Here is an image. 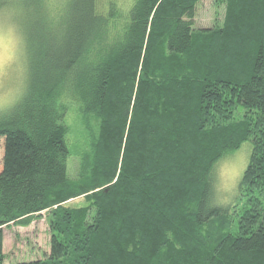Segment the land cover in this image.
<instances>
[{"label": "trees", "instance_id": "1", "mask_svg": "<svg viewBox=\"0 0 264 264\" xmlns=\"http://www.w3.org/2000/svg\"><path fill=\"white\" fill-rule=\"evenodd\" d=\"M34 1L25 90L0 113V264L4 228L43 213L49 255L8 264H264V0H215L224 21L204 29L201 0L111 2L105 13L97 0L58 13ZM246 141L234 229L212 204L213 173Z\"/></svg>", "mask_w": 264, "mask_h": 264}, {"label": "rangeland", "instance_id": "2", "mask_svg": "<svg viewBox=\"0 0 264 264\" xmlns=\"http://www.w3.org/2000/svg\"><path fill=\"white\" fill-rule=\"evenodd\" d=\"M20 1V0H17ZM22 0V8H5L0 10V113L15 104L22 96L27 78V62L22 25H25L24 13L34 0ZM71 0H45L52 11L61 9ZM133 0H97L98 9L106 12L111 2L117 3L120 9H126ZM35 6V5H34ZM13 7V6H12ZM35 9L37 7L35 6ZM14 10V11H13ZM38 10V9H37ZM39 11V10H38ZM32 13L38 15L34 10ZM225 16V5L216 4L215 0H201L196 9L195 28L204 29L222 25ZM241 108L237 112L239 116ZM77 117L69 112L66 122L72 125L70 143L80 150L84 147L81 130L76 123ZM253 150L251 141L220 160L213 173L212 204L228 208L237 227L238 216L243 213L245 199L240 194V181L246 170ZM79 172V158L73 157L69 162V174L76 178ZM85 204L84 198L68 202L67 206L77 208ZM5 263H18L46 258L50 253V229L46 214L37 218L28 226L11 225L4 228Z\"/></svg>", "mask_w": 264, "mask_h": 264}]
</instances>
